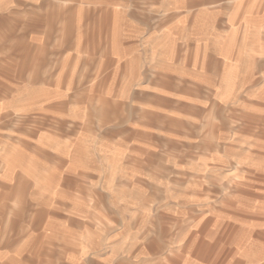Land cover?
<instances>
[{"label": "rangeland", "instance_id": "1", "mask_svg": "<svg viewBox=\"0 0 264 264\" xmlns=\"http://www.w3.org/2000/svg\"><path fill=\"white\" fill-rule=\"evenodd\" d=\"M86 1L15 0L12 10L0 12V136L47 131L65 136L73 149H91L93 174L85 179L93 180L96 188L91 205L0 204V264H106L109 252L100 246L107 238L113 248L118 240L126 247L119 261V253L109 254L110 264L213 260L214 253L207 250L214 246V218L255 210L256 195L236 184L245 180L243 168L251 157L246 142L232 138L246 120L237 106L250 94L240 88L227 90L220 79L223 67L213 62L206 67L218 74L215 81L199 79L201 46L193 43L173 45L167 52L165 43L157 44L152 50L154 64L173 58L184 71L188 55L190 79L183 91L161 79L157 92L150 86L130 90L124 79L133 66L140 63L145 71L150 63L148 47L143 46L135 51L138 60L131 50L127 66L123 61L129 53L127 26L134 17L100 10L102 4L86 7ZM111 1V9L123 2ZM78 4L83 5L81 11L76 10ZM186 15V32L193 38L197 15ZM65 53L66 58L61 57ZM72 54L79 56L76 61ZM70 63L76 68L69 70ZM59 67L67 71L53 76ZM88 85L93 92L84 91ZM53 88L62 92L49 90ZM57 97L62 101L49 107L61 121H34L3 111L9 102ZM133 118L139 120L134 123ZM83 136L89 141L80 147ZM258 162L264 164V157ZM37 209L49 215L52 224L39 226L33 219L24 233L20 218ZM76 210L81 220L72 218ZM91 247L95 250L88 251Z\"/></svg>", "mask_w": 264, "mask_h": 264}, {"label": "crops", "instance_id": "2", "mask_svg": "<svg viewBox=\"0 0 264 264\" xmlns=\"http://www.w3.org/2000/svg\"><path fill=\"white\" fill-rule=\"evenodd\" d=\"M92 2L87 0L83 5L91 7L102 4L105 6H100L102 7L100 10L124 13L128 20L133 15V22L128 24L129 31L125 36V45L129 50V53H125L126 57H123L126 66L131 57V50L135 52L142 46L145 50L148 47L149 66L147 65L144 71L140 63L134 65L132 74L124 79V82L128 81L130 90L138 92L141 91V87L150 86L154 92H157L158 82L161 79L168 87L176 86L179 91H183L186 88L184 83L187 84L190 79L188 55L186 59L184 56L182 58L183 63L185 59L186 71H184L179 70L173 58L156 60L159 63L154 64L155 59L152 57L155 53L152 50L157 44L165 43L167 52L174 47L173 45L183 46L193 43L201 46L197 67L199 79L204 78V83L215 81L218 74L206 67L208 62H213L214 65L223 67L220 79L226 81L227 90L232 92L240 88L250 94L245 103L237 106L245 112L246 120L238 125L240 128L237 126L233 130L238 136L232 138L236 141L244 140L245 150L251 157L243 168L246 172L242 173L245 175V180H240L236 184L245 188L248 193L256 195V200L252 202L255 210L215 217L214 246L211 250L210 248L207 250L214 253L213 260L207 256V260L196 263L264 264V164L258 162L264 157V0L239 2L198 0L196 3L191 0H121L122 3L112 9L111 0L105 2L97 0L96 4ZM14 4L15 0H0V12L12 10ZM83 5L78 4L76 10L81 11ZM191 11L197 15V33L193 38L186 32L188 29L184 25L190 20V16L186 14ZM164 51L161 48L160 52ZM68 54L65 53L61 57ZM133 54V58L138 60L139 53ZM78 57L77 54H72L71 60L76 61ZM76 66L74 63L68 65L69 70ZM66 71L67 69L63 70L59 67L53 76H61ZM226 77L229 79L226 80ZM49 87L54 86L50 84ZM53 89L49 90L62 92L60 88ZM93 89L92 85H88L84 91L89 93L93 92ZM176 97L173 98L187 104L184 98ZM62 99L50 98L44 102L30 98L9 102L6 103L7 106L3 111L17 113L34 121L38 118H46L47 122L53 121L54 118L61 121L58 114L49 106L60 103ZM138 120L133 118L134 123ZM83 137L85 138L78 141L80 147L83 146L82 141H89L86 136ZM0 144V198L2 199L0 204L81 206L93 203V193L96 188L93 180L85 179V176L93 174L92 161L88 158L91 149L83 147L80 151L73 149L65 136L47 131L28 136L7 133L0 136ZM35 212L38 214H34ZM35 212L32 216L31 214L29 216L26 214L22 218L16 216L23 223L24 233L30 230L29 221L33 219L39 226L52 224L50 216H45L43 210L37 209ZM78 213L80 212L76 210L72 218L81 220L77 216ZM42 233L44 234V231ZM53 235L48 234L50 237ZM205 238L211 239L209 236ZM109 240L107 238V241ZM107 241L102 246L97 245L98 248L103 247L109 252L105 257L107 261L105 263H112L113 255L109 254L114 251L119 253L117 259L119 261L126 250L121 243L122 240H118L114 248L111 242ZM208 243L211 244V240H208ZM23 248L25 250L26 246L22 245ZM90 250L95 249L91 247L88 251Z\"/></svg>", "mask_w": 264, "mask_h": 264}]
</instances>
